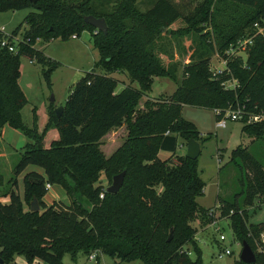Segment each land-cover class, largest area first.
Here are the masks:
<instances>
[{
    "label": "trees",
    "instance_id": "obj_1",
    "mask_svg": "<svg viewBox=\"0 0 264 264\" xmlns=\"http://www.w3.org/2000/svg\"><path fill=\"white\" fill-rule=\"evenodd\" d=\"M111 1L0 0V12L31 9L11 30L14 34L21 30L26 44H20L16 52L0 48V127L15 128L25 138L12 168L14 176L28 164L42 169L22 173L21 196L13 188L14 176L7 180V187H0V196L7 197L6 202L0 200V264H10L15 255L26 264L34 258L63 264L64 253L74 260L78 252L89 255L93 250L142 264H202L191 221L196 217L208 221L213 213L208 214L209 209L196 201L204 185L197 170L198 155L189 158L175 149L178 139L185 144L192 138L200 146L210 134L202 135L185 119L181 106L224 109L243 105L245 111L264 112L263 38H254L245 48L244 60L239 54L231 55L220 72L213 74L208 68L214 51L222 54L260 19L264 0H203L187 14H181L173 0H148L151 6L144 11L136 0ZM89 14L104 19L105 34L83 22L82 17ZM178 18L185 21L184 30L170 28ZM83 31L89 33L98 52L93 65L104 71L124 70L138 87L125 85L115 91L116 78L85 71L70 88L59 115L49 101L43 128L37 130L34 109L31 124L26 125L20 112L26 98L17 82L20 56L33 57L41 65L49 86L57 62L32 44L36 39L78 37ZM163 32L192 36L189 61L180 66L179 77L176 61L164 63L161 57L173 56L157 44ZM154 76L174 80V89L140 101ZM230 77L237 85L223 87L221 82ZM244 119L240 118L242 132L252 139L264 136V120L247 123ZM121 124L125 128L121 141L105 154L99 146L101 137ZM49 127L56 129L57 137L45 146L43 135ZM159 150L169 154L162 158ZM237 156L244 174L237 191L217 194L219 213L228 218L236 238L246 240L254 252L253 262L237 258L232 264H264V237L260 239L264 220L246 223L244 208L256 197L264 198V167L246 147L233 148L228 161ZM121 170L117 191L103 190L98 197L99 174L109 182ZM45 182L59 184L68 202L45 204ZM32 198L38 210L29 209Z\"/></svg>",
    "mask_w": 264,
    "mask_h": 264
},
{
    "label": "rangeland",
    "instance_id": "obj_2",
    "mask_svg": "<svg viewBox=\"0 0 264 264\" xmlns=\"http://www.w3.org/2000/svg\"><path fill=\"white\" fill-rule=\"evenodd\" d=\"M95 3H101L104 0H91ZM148 0H136L137 7L144 11L151 6V3H147ZM203 0H173L179 7L181 14L190 13L197 7ZM112 3L113 1L110 0ZM152 2V1H151ZM30 8H24L14 11L0 12V25H2L5 31H11L16 25L22 22V18L29 12ZM23 26V25H22ZM171 29H185V21L181 18L175 20L171 25ZM250 30V29H249ZM96 31V30H95ZM182 35L172 36L168 32H163L162 36L158 39L157 44H161L162 48L168 52H172L171 59L166 58L164 54H161L164 63L167 61H176V74L179 77L180 66L183 63L189 61V45L192 36L189 33L180 32ZM241 40V39H240ZM236 42V40H235ZM233 44H236V43ZM39 48L43 47V53L45 56L55 60L57 65L52 69L49 75L50 85L47 86L43 79L41 72V65L37 62H29L27 57L21 55L19 58V75L17 82L22 89L26 102L21 107V118L26 125L31 124L32 109L35 113V123L37 130L40 131L47 118L46 105L53 98V104L59 105L63 103L66 96L72 87L73 83L84 74L85 71L92 70L95 72H103L109 76L117 79L115 91H118L121 87L129 85L131 87H138L135 80L130 81L126 71H107L102 68L94 66V61L98 58L97 49L91 44L89 39V33L83 31L78 37L75 38L71 35L66 40L53 39L47 42L37 41L35 44ZM235 46V45H234ZM183 49L185 51H183ZM236 54L244 60L246 55L245 50H237ZM221 55L217 51H214L209 60L208 68L211 72H216L224 67V63L221 60ZM175 87V81L165 76H154L151 83V88L144 93L140 101L143 99H152L160 95L170 93ZM139 101V102H140ZM141 103V102H140ZM181 115L191 121L195 128L202 134L209 133L210 136L204 140L199 147V154L197 156V170L199 176L204 181L202 187L203 193L198 195V201L201 205H211L214 203L216 185L221 187L219 189V196H228L232 192L238 190L240 183L239 178L241 173L244 174V170L239 168L242 162L240 156L235 157L234 160H230V151L236 146L246 147L254 157L260 161L264 167V136L258 139H252L250 136L240 130L242 121L239 119L230 120L225 119L224 126H216V119L212 109L207 107H198L190 104H183L181 106ZM125 133L124 125L121 124L109 132H107L100 139V148L108 154L109 151L119 143ZM19 133L17 129L8 125L2 127L0 135V172L2 174L3 182L0 187H7L9 185L8 179L14 176L13 165L17 161L21 146L14 150L12 146L17 145V138ZM57 137V131L54 127L46 129L43 135V145H48L49 142ZM181 139L178 140V143ZM181 144V143H180ZM185 144H177L176 154L184 153ZM160 155L162 151L159 150ZM170 161H175V156L171 155ZM28 167L24 168L22 172L15 175V184L13 188L18 193H21L22 183L21 175L28 168H35L40 171L42 169L33 164H28ZM243 170V171H242ZM108 182L103 173L99 174L98 182L103 190ZM49 183V182H48ZM50 186L46 188L51 190L57 187L59 190L60 198L64 200L67 198L64 189L56 183H49ZM52 184L54 187L50 188ZM104 187V188H102ZM197 201V197H196ZM51 202H60L59 200H52ZM218 203V202H217ZM199 204V205H200ZM219 204L217 206L207 207L211 208L216 222L214 224H207L205 221H201L198 225L201 232L195 234V239L201 250L202 264H232L238 257V253L241 247L240 240H238L233 233L229 220L224 215H219ZM246 211V223L258 222L264 220V198L259 197L254 200L251 205L244 206ZM39 209V207H38ZM37 209V210H38ZM192 225H197L198 220L194 218L191 221ZM203 226V229L201 228ZM219 232L223 233L224 239L219 240ZM264 237V236H263ZM223 247L230 249V253H223ZM94 254V256H89ZM89 255H84L78 252L75 259L72 260L68 253H64L61 256L63 264H142L139 260H119L115 256L102 253L98 250H93ZM192 257L193 254L190 253Z\"/></svg>",
    "mask_w": 264,
    "mask_h": 264
},
{
    "label": "built area",
    "instance_id": "obj_3",
    "mask_svg": "<svg viewBox=\"0 0 264 264\" xmlns=\"http://www.w3.org/2000/svg\"><path fill=\"white\" fill-rule=\"evenodd\" d=\"M21 30H19L17 33H12V31H5L4 27L0 25V48L6 49L11 52H16L18 50V47L20 44H26L27 39H23L22 36L20 35ZM263 38L264 39V14L260 17L258 21H255L251 24L250 30L245 33V35L239 39L236 40V44H229L227 48L223 50V53L221 55V60L224 63V67L226 64V57L231 56V55H237L236 51L237 50H245V48L249 45L252 44L254 38ZM241 39V40H240ZM37 41H40L38 39L35 40V43L32 44L34 48L39 49L38 46L35 44ZM235 45V46H234ZM29 62H35L33 57H27ZM223 67V68H224ZM222 68V69H223ZM221 69V70H222ZM221 70H218L220 72ZM213 74H216V72H212ZM223 87L229 88V87H234L237 85V81L235 78H228L225 79L221 82ZM214 112V115H216V126H224L225 125V119L228 118L230 120H235L239 119L243 116H245L244 121L247 123L251 122H259L261 120H264V112L258 111V112H249L245 111L243 109V105H236L235 107H227L224 109H221L219 107H215L212 109ZM45 188H48L50 184L48 182L44 183ZM104 188V187H102ZM105 190V188L103 189ZM103 190H100L98 193V197H102ZM231 211V210H230ZM210 212L213 213L211 208L207 211L208 214ZM220 215V213H218ZM208 222V223H207ZM206 223L207 224H214L216 222L215 216L212 214V218L208 220ZM263 233H260V239H263ZM218 239L223 240L224 235L223 233L219 232L218 234ZM223 253H230V249L227 247H223L222 249ZM89 256H94V254H91Z\"/></svg>",
    "mask_w": 264,
    "mask_h": 264
},
{
    "label": "water",
    "instance_id": "obj_4",
    "mask_svg": "<svg viewBox=\"0 0 264 264\" xmlns=\"http://www.w3.org/2000/svg\"><path fill=\"white\" fill-rule=\"evenodd\" d=\"M28 1L34 2L35 0H28ZM82 20L85 24H88L94 27L96 31H100L103 34L106 33V24L103 18L95 17L89 14V15H84L82 17ZM50 100H52V97L50 98ZM61 109H62L61 104L53 107V111L56 116L59 115ZM199 147L200 146H199L198 141L192 138L187 139L185 142V150L183 153L184 156L189 157V158H195L199 153V150H200ZM123 173H124V170H121L120 172L113 174L111 177V182L105 187V191L111 192V193L116 192L122 182ZM29 209L30 210L38 209V204L35 198H32L30 200ZM240 244H241V247H240L237 258L244 262H253L255 259L254 252L249 246V244L247 243V241L242 239L240 241ZM0 262H1V259H0ZM43 264H46V263H43Z\"/></svg>",
    "mask_w": 264,
    "mask_h": 264
},
{
    "label": "crops",
    "instance_id": "obj_5",
    "mask_svg": "<svg viewBox=\"0 0 264 264\" xmlns=\"http://www.w3.org/2000/svg\"><path fill=\"white\" fill-rule=\"evenodd\" d=\"M76 38V37H75ZM44 47V46H43ZM43 47H41V48H39V49H41L42 50V53H43ZM44 54V53H43ZM105 72V71H104ZM100 73H103V72H100ZM50 101H53V98H52V100H50ZM48 104V103H47ZM59 104H63V103H59ZM183 105V104H182ZM4 126V125H3ZM2 126V127H3ZM2 127H0V135H1V131H2ZM18 131V130H17ZM18 133H19V136H18V138H17V145L16 146H12V148L14 149V150H16V149H18L22 144H23V142H24V140H25V138H24V136L18 131ZM179 140V139H178ZM178 143V142H177ZM181 143V142H180ZM180 143H178L179 145H181ZM46 146V145H45ZM176 150V149H175ZM176 152V151H175ZM183 153V152H182ZM159 155H160V153H158ZM169 153L168 152H166V151H162V154L160 155L162 158H164V157H166L167 155H168ZM180 154V153H179ZM26 167H28V166H26ZM25 167V168H26ZM28 169H32V168H28ZM218 185H216V191H215V199H214V203H212L211 205H201L200 203H199V201H198V196H197V202H198V204H200L201 206H203V207H205V208H207V207H210V206H217L218 205V203H220L219 201H218V198H217V194L218 193H220V191H219V189L221 190V187H220V183H219V180H218ZM55 186V184H52L51 185V187L50 188H52V187H54ZM17 192V191H16ZM18 193V192H17ZM60 192H59V190L57 189V187H55V188H52L51 190H47L46 189V192L44 193V195L42 196V200L44 201V203L45 204H49V203H51V201L52 200H59V201H61V202H68V199L67 198H65L64 200L62 199V197L60 198V194H59ZM202 193H203V189H202ZM201 193V194H202ZM20 196H21V194H22V190H21V193H18ZM200 194V195H201ZM219 195V194H218ZM259 197H256L254 200H256V199H258ZM0 200L1 201H3V202H6L7 201V197L6 196H0ZM253 200V201H254ZM218 202V203H217ZM196 219L198 220V223H197V225H193L195 228H196V230H195V233H194V238H196L195 237V234L197 233V232H201V229H199L200 227H198V225L199 224H201V221H203V219L202 218H200V217H196ZM205 223H206V221H205ZM203 226L204 225H202V229H203ZM205 227V226H204ZM196 240V239H195ZM188 246V245H187ZM87 256V255H86ZM10 264H26V262H25V260L20 256V255H15L14 256V258H13V260H12V262L10 263ZM30 264H43L42 263V261H40V260H38V259H36V258H34L32 261H31V263Z\"/></svg>",
    "mask_w": 264,
    "mask_h": 264
}]
</instances>
